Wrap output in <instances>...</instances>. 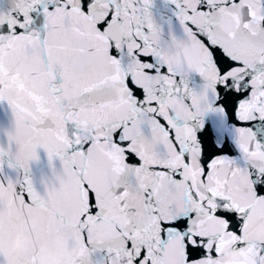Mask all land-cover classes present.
Returning a JSON list of instances; mask_svg holds the SVG:
<instances>
[{
  "label": "snow or ice",
  "instance_id": "obj_1",
  "mask_svg": "<svg viewBox=\"0 0 264 264\" xmlns=\"http://www.w3.org/2000/svg\"><path fill=\"white\" fill-rule=\"evenodd\" d=\"M0 264H264V0H0Z\"/></svg>",
  "mask_w": 264,
  "mask_h": 264
},
{
  "label": "clouds",
  "instance_id": "obj_2",
  "mask_svg": "<svg viewBox=\"0 0 264 264\" xmlns=\"http://www.w3.org/2000/svg\"><path fill=\"white\" fill-rule=\"evenodd\" d=\"M15 246L16 247H21L22 245H21V243L19 241H17Z\"/></svg>",
  "mask_w": 264,
  "mask_h": 264
}]
</instances>
